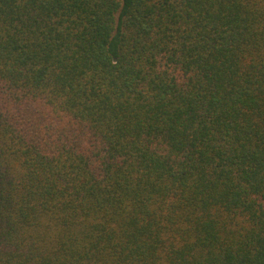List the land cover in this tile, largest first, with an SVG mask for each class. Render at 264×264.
Segmentation results:
<instances>
[{
    "label": "trees",
    "instance_id": "obj_1",
    "mask_svg": "<svg viewBox=\"0 0 264 264\" xmlns=\"http://www.w3.org/2000/svg\"><path fill=\"white\" fill-rule=\"evenodd\" d=\"M0 264H264V0H0Z\"/></svg>",
    "mask_w": 264,
    "mask_h": 264
}]
</instances>
